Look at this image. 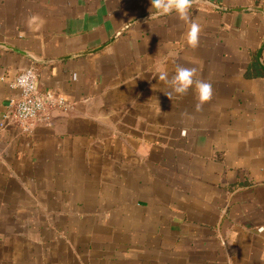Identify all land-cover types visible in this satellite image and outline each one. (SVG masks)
Listing matches in <instances>:
<instances>
[{"label":"crops","instance_id":"1","mask_svg":"<svg viewBox=\"0 0 264 264\" xmlns=\"http://www.w3.org/2000/svg\"><path fill=\"white\" fill-rule=\"evenodd\" d=\"M190 3L0 0V122L26 69L64 102L0 128V264H264V0Z\"/></svg>","mask_w":264,"mask_h":264},{"label":"clouds","instance_id":"2","mask_svg":"<svg viewBox=\"0 0 264 264\" xmlns=\"http://www.w3.org/2000/svg\"><path fill=\"white\" fill-rule=\"evenodd\" d=\"M191 7L190 0H151V8H154L160 15L166 16L171 13L176 15L181 20H188V12ZM200 25L192 22L186 35L187 43L191 47L198 45V34ZM196 69L177 66L175 74L169 79L167 71H161L158 75L160 81H164L170 85L171 92L166 93L169 97L173 93L184 95L190 88H194L197 98V110L211 100L213 95V87L211 83L203 80L195 79Z\"/></svg>","mask_w":264,"mask_h":264},{"label":"built area","instance_id":"3","mask_svg":"<svg viewBox=\"0 0 264 264\" xmlns=\"http://www.w3.org/2000/svg\"><path fill=\"white\" fill-rule=\"evenodd\" d=\"M4 79L0 77V81ZM10 90L18 93V98L9 104V110L2 116L0 128L9 121L18 124L24 131L36 120L42 118L50 107H64L62 99L52 93H41L38 87L37 74L32 69L20 72L16 78L8 84Z\"/></svg>","mask_w":264,"mask_h":264}]
</instances>
